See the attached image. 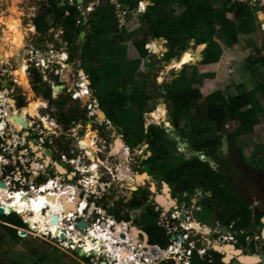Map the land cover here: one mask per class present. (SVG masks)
<instances>
[{
    "label": "rangeland",
    "instance_id": "rangeland-1",
    "mask_svg": "<svg viewBox=\"0 0 264 264\" xmlns=\"http://www.w3.org/2000/svg\"><path fill=\"white\" fill-rule=\"evenodd\" d=\"M57 2H54L56 10H58L60 7V3ZM75 2L76 4H78L77 1ZM137 5L138 3L135 4V6ZM149 5L151 4L149 3ZM48 7H51V4L47 0H0V37L8 36L10 38L11 49L18 46L16 48L17 50L15 51V54L19 52L18 48L24 45L20 50V54L22 57V59H20L21 61L17 58H12L10 62L2 64L0 63V74L6 77V82H9L8 80L12 79L11 84H13V86H11L12 88L10 89L9 96L8 94L6 98H2L0 96V108L3 109V112H6L9 107H7V105H4L5 99H12L13 96H21L23 110L20 109L18 111H12L13 117V114H15L16 112L18 116L24 114L25 109H27L29 105L32 106V104L35 102V99L40 100L38 101V104H41L40 102L43 101V106L41 105V108L36 111V113H38L37 115L31 109L27 117H16V120H19V122L24 121L26 127L28 126L27 128H24L23 131H17L12 126V124L9 123L8 119L5 120L7 126L4 127H8L6 131H3L1 128L3 127L1 125L3 121L0 124V150L3 149V154L12 156L7 157L5 160H3V162L7 163L3 166L4 173L1 174L0 180L5 181L6 183L12 182V189L17 188V190H22L20 188L25 186H34L37 190H41L38 188H40L44 184H48L49 186L53 183V181H57V177H54L58 176L59 173L56 172V168L54 165L50 164V166H45L42 161L43 159L39 158L36 154L37 152L34 151L33 147L30 146H32V144H35L36 146L41 147L40 152L53 150L59 155L62 160H64L68 164V167L71 171L73 170L78 172V174L75 175L73 183L69 181L70 179H66L67 176L64 175V172H61L60 169L61 175L59 176L62 178V188L66 189L68 184H73V186L78 187L82 191V198L85 201L87 199L92 205V209H94L93 211H90V209L87 208L84 211L83 215L81 213H78L76 214V216L74 215V218L72 216V221L71 219L67 220L66 227H73L74 224L75 226H77L81 221H88L93 228L99 229L102 228L101 226H103V222H105L106 220H109V224L116 221V224L120 225L121 223L118 222L121 221L118 219L119 216L117 215L118 213L115 210L117 207H115L113 199L116 195H118V192L120 193L121 191L118 190L120 189L122 182L119 177L120 173L122 172L121 170H123L124 167H127V169L131 173H135L139 176H144L146 174V170L144 167L142 168L139 166L141 164H145V162L147 161V157H149L152 152L149 149L148 142H144L135 148L131 147V156L135 158L138 163H134L133 160H130L126 165H124L125 161L120 165V163H118V156L116 155V153L119 152L118 150H116V144L117 142H120L121 144L126 145L125 148L128 147L129 149V146H127L128 143L125 137V131L115 128L113 126V123L107 125V123L102 119L98 121V126H96V124L94 125V127L92 126V124L85 125L86 129H84V127L80 125H75L74 123H72L73 117L70 116V111H72V109L77 105V102L80 101V99H75V97L80 96L81 92H85L83 91L82 87H80V81L81 79H84V77H86V79H89V66H86L88 72L82 71L85 70V62L82 58V53L84 50L82 51L81 39L77 41V44L80 45V48L79 52H77L76 54V57H70L71 46L65 38V28L61 24H59L57 28L50 29L47 35H42L36 31L34 26V18L42 14V12H44V10H46ZM258 7V11L256 12L258 23L255 22L254 29L257 31H261V34H263V36L260 35V33L257 34V31L251 32V35H242L239 47L235 46L236 49H234L235 47L233 49L225 48V52L222 56L221 61L216 63L217 65L209 64L212 66L206 65V67L201 64L204 58V55L201 56V54H203V51L195 56V58H198L200 56L199 60L195 63H191L193 57L191 58V56H189L188 54L194 56V52H197V48L199 47L196 46L194 42L192 43L191 48L188 50L194 51L193 53H186L185 55H183L184 58H180V56H178V58H175L165 66V64H163V61H165L164 56L167 51L170 50L169 41L165 38L160 39V41L156 40L163 47L162 52L158 53L152 47L149 49V57L143 59L140 55L139 49L136 46V42L144 37V34L146 35L145 29H139L140 25L138 26L137 24H140V20L137 21V18L132 16L131 20L129 21L130 23L127 31L131 33L137 32L139 29V32L131 39L130 42L126 43L128 47L127 61L141 59L142 65L140 67V70L136 71L137 82L135 81L130 83L129 87H131V89L133 90L135 89V87L141 85L138 82L146 80V88L152 90L153 87H150L152 84L158 89V93H164L165 91L163 90V87L166 85V83L172 82L173 79L179 75L184 66L188 63H191L189 65L197 66L200 73L205 76L204 84L202 86H197L200 87L202 93L205 96H209L220 90H222L226 95L236 94L239 91H252L253 88L251 86L257 85L258 83L264 84V64L263 69L261 68V63H258L256 67L254 66L253 68H251L250 62H252V60L249 61V58H253V60H255L260 57H264V32L262 33V30H264V25H262V23H264V11L262 10L261 12V7L259 5ZM177 9L178 13L184 11V8ZM13 10H16L18 15L14 14ZM230 15L235 17L234 14ZM40 22L46 21L45 19L41 18ZM47 22L49 25L54 24L51 18H47ZM259 22H261V24ZM53 26H55V24ZM15 28L23 29L24 32L26 31V37L24 41H21L17 38V34L14 31ZM31 28H34V31H31ZM122 33L123 31L120 32V34ZM147 37L149 39V42H152L153 36L148 35ZM165 40L167 42H165ZM204 46L205 50L207 45ZM146 47H148V45ZM121 52L122 48L117 47L113 54L119 55ZM105 54L106 50H102L99 55ZM113 54L108 53L106 55L105 64L114 63L113 61L115 57ZM56 58H60L61 61H57ZM174 62H176V64L172 65ZM134 65L135 64L132 63L127 64L129 68L133 67ZM25 67L27 71H24ZM21 71L24 73H22ZM105 72L106 70H104V73ZM105 74L108 81L106 80L105 82H103V84H101L106 86H102L104 92L103 95H106V93L110 92V90H112L113 88L119 87V75H116V77L114 78L113 76H111L109 71ZM2 75H0L1 79H3ZM37 77H40L42 81H37ZM3 82L4 81L2 80L0 81V89L3 85ZM17 82L19 84H17ZM53 82L64 87L58 94L55 92L53 86L51 88V83ZM26 84H31V87H26ZM87 86H89V84H87ZM36 87H38L39 89H34ZM50 88L53 92V95L51 97H47L44 93ZM87 92H89V96H92L93 92L89 88H87ZM84 95L82 94V96ZM95 95H97L96 91H94V96ZM163 99H165L164 104L162 101ZM89 100L90 98H87L86 100L83 99L84 103H87ZM262 103L264 105V97H262ZM152 105L155 106V111H158L159 108L163 106V110L165 108L167 111V118L169 123L174 125L173 122H170V117H172L170 103L166 98L156 96V98H154L152 101ZM94 109L95 108L92 107L91 112L93 111V114L95 111ZM99 110L100 109H96L95 113L97 114ZM61 112L62 115H65L64 117L61 115ZM161 112L162 110H160L159 112L160 115H162ZM93 114L92 116H95ZM151 115L152 113H147L146 126L150 125V123H152V125H161V123L157 122L153 117H151ZM260 118L261 124L255 127V132L253 134H248L240 137L236 142L237 146H239L243 150L244 160H246L247 162H254L253 164L256 168H262V166H264V114L261 115ZM123 120L124 121L122 124L125 130H127L128 118L124 117ZM28 122H30L31 124H28ZM47 126H49V128ZM236 127L237 124L228 125V128H230L231 130H236ZM26 131L29 132V134ZM97 131H101L103 133L97 137L98 134H95ZM122 135H124V137ZM96 138L98 143V150H102L104 152L103 156L102 154H100L99 158L105 165L100 164V161L91 162L90 157L86 158V154L83 155V153H85L83 147H85L86 143L89 142L96 145ZM80 140H82L83 142H79ZM92 148L89 147L88 151L92 150ZM180 151H182V154H180L181 156H185L187 154V150L182 149ZM75 156H78V160L71 161V158ZM185 159L192 160V158L188 155L185 156ZM144 160L145 162L143 163ZM35 165H37L38 167L40 165L41 168L37 169L36 167H33ZM96 165L97 174H89V171ZM107 168L110 170L108 171ZM148 168L150 169V167ZM25 171L28 173L24 174ZM43 171L48 172V174L51 175V178H49L48 181H41V179H39L40 173ZM20 172H23V175ZM97 176L101 177V179L100 181L97 180L98 183L96 182L93 188L85 187V182H93L95 181V179L93 178ZM106 181L110 182L107 185L108 188H106ZM146 183L149 184L148 182ZM52 185L53 188L58 187L57 183H54ZM152 188L154 189L155 187ZM159 189L162 188L160 187ZM229 190L232 197L235 198V204H237L238 201L239 203H243V201L240 199L241 197L238 196L233 189L230 188ZM36 192L37 191H33L32 193H34L35 195ZM184 198L185 197L183 195L180 196V199L182 201L184 200ZM137 208L138 206L134 205V211L131 216L132 221L136 218L138 211H140L136 210ZM23 215L20 216L24 219ZM27 215L32 216L33 214H29L28 212ZM214 215L215 214L211 215L209 211L206 210L203 212H199L197 218L202 221H208L209 224L212 225ZM147 216L149 215H146V217ZM4 221H10V218L0 214V225H4ZM12 222L16 223L17 221L13 219ZM148 222L151 223V219H149ZM127 224H129L128 228L131 231V228L129 226H134L133 222L126 224L124 223L123 226ZM214 225L215 224L213 222L212 226ZM125 228H127V226ZM134 228L136 227L134 226L133 229ZM22 230H26L23 232H27L28 234L26 236H23L25 238V242L20 243L19 245L13 244L10 239L5 240L4 243L0 240V261L8 262L11 260H18L22 264H101L103 261H108L109 259V254H105L103 252L100 255L81 257L78 256L79 254L77 255L76 251L68 246V243L61 242L59 239H55V236H53L52 234L44 235L34 231H28V228H23ZM81 230L82 232H85L82 233L83 235L87 234V230L82 228H77L76 232H70V234L71 236L74 235L75 237H77L78 235V239L80 240L81 236L79 235V233H81ZM115 230L116 229L113 228L114 232H116ZM0 233L8 234L7 230L3 227H0ZM119 237L120 235H118V238ZM124 238H126L125 234ZM127 238L124 239L125 241H120V246L134 249L130 245L131 239L129 238L128 240ZM73 240L76 241L75 239ZM78 243L80 242L77 241V244ZM140 243L138 242V250L136 251L138 259H141L142 255L150 256L148 254L150 250L148 248L146 249L145 246L143 244L141 245ZM118 244L119 243H117V246ZM84 245L90 247V244L87 242V240L80 246ZM104 247L105 245L103 246V248ZM55 248L59 249L60 252L64 253L65 255L59 260H54L55 258H52V261H47L45 263L40 259L38 254L34 252V250L37 249L41 253H52L55 251ZM74 248L77 247L74 245ZM179 249H181V247H179ZM60 252L55 254V256L59 257L61 254ZM163 257V254H161V258L158 259V261ZM152 258L155 257L152 256ZM110 263L114 264V260ZM145 263L148 264L146 261H143L142 264Z\"/></svg>",
    "mask_w": 264,
    "mask_h": 264
},
{
    "label": "trees",
    "instance_id": "trees-1",
    "mask_svg": "<svg viewBox=\"0 0 264 264\" xmlns=\"http://www.w3.org/2000/svg\"><path fill=\"white\" fill-rule=\"evenodd\" d=\"M47 1L51 7H48L35 19L37 32L47 35L50 29L57 28L61 24L65 28V38L71 46V58H75L79 52L80 45L77 44V41L80 40L81 32L84 30L89 32L82 58L85 62V71H87L86 66H89H87L89 70L87 72L92 81V88L107 102L108 111L119 126H123L124 117L128 118L125 137L132 148L148 142L150 151L153 152V156L146 161L150 170H154L156 167L162 176L175 175L180 178L175 179L176 183L178 185L183 183L185 190L203 187L205 191L212 192V200L206 201V209L211 215L216 214L217 207L225 208L226 214L233 215L232 211H234L237 216L238 213H241L242 208H245L244 202L239 203L238 201L235 204V198L230 194V187H227L226 175L222 173L224 168L216 171L211 164L202 161L200 157H191L192 160H186L185 156L178 154L180 149L178 143L169 139L168 132L163 126L151 125L148 129L146 128V116L147 113L155 111L156 108L152 105V101L156 96L166 98L170 103L174 125L183 141H188L195 151L204 152L207 156H214V159L219 163L229 162L231 159L218 156V146L223 144L226 133H229L230 148L244 156L242 148L237 146L236 142L244 135L253 134L255 127L261 123L260 116L264 114V105L261 101L264 97V84L258 83L252 91H239L236 94L226 95L220 90L205 96L200 87H197L204 84L205 76L200 73L197 66L188 63L172 82L166 83L164 93H158V89L152 84L150 86L153 87L152 90L146 88V80L138 82L141 85L132 90L129 84L137 82L136 71L140 70L142 60L127 61L128 47L126 43L131 41L139 29L144 28L146 35L144 34V37L136 42L143 59L149 57L146 46L149 44L147 36L151 35L154 39L165 38L169 41L170 50L165 55V61L168 63L178 56L181 58L185 52L193 53L194 51L188 50L195 42L196 46H202L197 52H194L191 63L199 60L200 56L198 58L195 56L201 53L205 47L204 44H207L201 64H216L221 61L225 48L233 49L240 44V32L249 35L255 31L258 7L253 9L248 4H237L233 0H152L154 4L148 7L143 20L148 21L149 28L147 29L143 25L137 32L130 33L126 29L120 34L115 7L109 0H101L96 11L90 16L88 25L78 24V20L82 18V12L79 11L76 2L71 5L69 0H65L64 4L58 6L59 9L56 10L54 2L60 3V0ZM140 1L122 0L132 10L137 8ZM136 3H138L137 6H135ZM177 8H184V11L178 13ZM230 14H234L235 17ZM41 18L46 22H40ZM47 18H51L55 26H53L54 24L49 25ZM158 44L160 43L157 42L154 45L156 51ZM117 47L122 48L119 55L113 54ZM102 50H106L105 55H99ZM162 51L163 47L161 46L160 52ZM108 53L114 55V63L105 64ZM251 60V68L261 63L263 69L264 57L255 60L249 58V61ZM128 63L135 65L129 68ZM175 64L176 62L172 65ZM104 70H106L105 73L109 71L114 78L119 75V87L113 88L106 95H103L102 88V86H106L101 85L106 80L108 81ZM36 80L42 81L40 77H37ZM34 89L38 90L39 88ZM44 94L51 97V88ZM229 122L237 124L236 130L228 128V125H231ZM223 167H225L224 164ZM146 169L149 170L148 166ZM225 169L229 170L228 167ZM8 213L10 212L8 211ZM117 213L119 219L125 220L126 217H123L120 211ZM6 217L10 218V221L4 222L10 225L4 224L0 227L5 228L8 234L0 233V240L4 243L5 240L10 239L15 245L25 242V238L19 234L18 229L28 228L22 217L16 213ZM230 218H234V216ZM13 219L17 222H12ZM34 252L44 263L52 261V258L59 260L65 255L57 248L52 253H41L37 249ZM59 252L60 256H55ZM215 263H210L207 260L199 261L196 258L193 264ZM0 264L22 263L18 260H11L0 261Z\"/></svg>",
    "mask_w": 264,
    "mask_h": 264
},
{
    "label": "flooded vegetation",
    "instance_id": "flooded-vegetation-1",
    "mask_svg": "<svg viewBox=\"0 0 264 264\" xmlns=\"http://www.w3.org/2000/svg\"><path fill=\"white\" fill-rule=\"evenodd\" d=\"M57 61H61L60 58H56ZM21 70V69H20ZM27 71V69H26ZM22 72V71H21ZM24 73V72H22ZM26 74V73H25ZM2 75V74H0ZM3 79L0 78V81H4L3 85L0 89V96L2 98H6L7 94L9 96L10 89L12 88L13 84H11L12 79H7L9 82L7 87H4L5 79L6 77L4 75ZM86 77L80 81V87L83 88V91L81 92L80 96H76L75 99H80V101L77 102V105L70 111V116L73 117L72 123L75 125H80L85 128V125H90L94 127L99 125L100 119H102L104 122L109 125L110 123H113V126L115 128H118L122 131H125V128L122 126H119L114 120L112 115H110V112L108 111V104L104 101L103 97L99 94L94 96V89L92 88V84L87 86L86 83ZM91 81V80H90ZM92 82V81H91ZM17 84H19L17 82ZM26 87L30 88V85H25ZM52 86L55 89V92L58 94L61 92V88H59V85L57 83L53 82L51 83ZM87 88H89L93 93L92 96H89V92H87ZM72 91V90H71ZM82 94H86L82 96ZM53 95V92H52ZM35 97V95H34ZM86 100L87 98H90V103H84L83 99ZM96 99V100H95ZM14 100V102L12 101ZM38 101L36 100L32 104V106L29 105L27 109H25V113L22 115L13 114L12 117V111H18L22 108V99L20 97L13 96L12 99L8 98L5 99L4 105H7L10 109L6 110V112H3V109L0 108L1 116L0 119H8L9 123L12 124V126L17 131H23L24 128H27L24 121L19 122V120H16L17 118L27 117L30 110L37 115L36 111V105L38 104ZM12 104L14 105L12 107ZM91 105V107H90ZM92 107H94L95 111L96 109H100L97 114L94 111L91 112ZM165 107V106H164ZM163 106L159 108L158 111L153 112L151 117H153L157 122L161 123L160 126H163L165 128V125H169V121L167 116L164 117L160 115V110H162ZM11 110V111H10ZM105 114V118L102 116ZM95 115V116H92ZM62 115V112H61ZM65 116L64 114L62 115ZM170 117V122L171 121ZM174 120V118H173ZM18 121V122H16ZM83 121V122H82ZM19 124V125H16ZM1 124V123H0ZM28 124H31L28 122ZM174 124V121H173ZM3 127L6 126V123L3 122L1 124ZM0 125V126H1ZM150 125L146 126L148 129ZM91 126V127H92ZM49 128V126H47ZM4 130V129H2ZM85 131V130H84ZM27 132V131H26ZM29 134V132H27ZM103 132L97 131L95 134H98L97 137L102 134ZM90 134V133H89ZM227 135V133H226ZM225 135V136H226ZM124 137V135H122ZM79 142H83L80 140ZM93 144V143H91ZM89 142L86 143L85 147H83L84 152L83 155L86 154V158L90 157V161H100V164L105 165L102 163L100 157V154H104L102 150H96L95 151V160L92 159L90 152L93 150H89V147L92 148ZM35 145V144H33ZM95 145V144H94ZM97 138H96V147ZM126 145L121 144L120 142H117L116 144V150L119 152L116 153L118 156V163L123 164L125 161L126 165L130 160H133L134 163L137 162L135 158L131 156L132 150L131 146L128 144ZM191 146V145H190ZM32 147V146H30ZM35 147H38L35 145ZM33 147L34 151L35 148ZM124 148V149H123ZM192 148V146H191ZM41 147H38V151H36L39 158L43 159V164L45 166H50V164L54 165L56 168V172L60 173L64 172V175L67 176L66 179H70V182H73L75 179V175L78 174L77 171H71L68 167V164L62 160L59 155L54 152L53 150H47L40 152ZM150 149V148H149ZM193 149V148H192ZM182 150V149H180ZM179 150V155L182 154ZM194 150V149H193ZM50 152V154L48 153ZM152 152V151H151ZM188 156V150L186 151ZM4 150H0V177L3 172V166L7 162H3L7 157H12L7 154H3ZM185 155V156H186ZM153 156V152L150 154L149 157H147V161ZM218 156L219 157H226L231 159L229 162H221L219 163L217 160H215L218 163V167L212 166L216 171L219 169L222 170V173H225L226 180L228 181L227 187H230L235 191V193L240 196L241 200L244 202L245 208H242L241 213H238L236 216L234 211H232L233 215L226 214L225 208H216V214L213 216L212 225L214 222V226L209 224L208 221H202L199 218H197V215L199 212L206 211L207 207V200H212L213 193L210 191H205L203 187L200 188H194L190 190H185L183 187L184 184L181 183V185H178L175 181V179H180L178 177H175V175H168V176H162L160 175V171L155 167L153 169H146L147 166L149 167V164L145 162V164H141L139 167H144L146 170V174L144 176H139L135 173H131L127 167H124L123 170L120 173L119 177L121 182L120 193L118 192V195H116L113 199V202L115 204V207H117L115 210L122 213L125 220L119 219L121 224H126L133 222V225L138 229L139 234L134 231V226H129L131 228V232L135 233L136 239L138 242L145 246V248H148L149 246H159L163 249H166L167 251H173L170 254H176L175 256H170L169 259L163 261L160 264H176L177 259L174 257H178L181 253L183 264H193L195 259L197 260H207L210 263L215 264H246L241 260V256L234 257L230 263L225 262V258L228 257L229 254L220 251L219 248L231 246L235 247V252H241L242 256L244 257H253V256H259V261L254 264H264L263 256H264V166L261 167H254V162H247L244 160V156H242L240 153H238L233 148H230L227 153L223 151V144L218 146ZM192 157V156H190ZM212 157V156H209ZM47 158H50L47 160ZM78 156L72 157L71 161L75 160L77 161ZM214 158V156L212 157ZM59 159V160H58ZM11 160V159H10ZM65 162L64 164H62ZM138 163V162H137ZM210 164V163H209ZM223 164L225 167H228L229 170H226L225 167H223ZM37 169H40L37 165L33 166ZM97 165L94 166L90 171L89 174H97ZM63 168L66 169V171L63 170ZM108 169V168H107ZM156 169V170H155ZM110 169H108L109 171ZM47 171V170H46ZM28 172H24V174H27ZM145 173V172H141ZM23 175V172H21ZM57 177V181H53L52 184L57 183L58 187L55 189L53 188V185L50 184H44L43 186L47 185V189L49 187V196L54 197V203L53 210L48 211L49 218L46 221L42 220V217L40 218L41 222H46L47 229L46 234H49L52 232L53 235L56 237L62 236L64 234V229L69 231V235L71 236V233H74L77 231V226L75 224L73 227H66L67 220H70L72 216L78 213H83L86 210L87 201L81 198L82 191L77 190L76 186H73V184H68L67 188L65 190L62 189V180L59 179L60 176ZM72 176V178H71ZM29 177V176H28ZM51 178V175L48 174V172H41L39 179L48 181V179ZM1 179V178H0ZM95 181L93 182H85V187L87 188H93L97 182V180L100 181L101 177L97 176L95 178ZM54 180V179H53ZM60 180V181H59ZM78 181V180H77ZM60 182V183H59ZM148 182L149 184H147ZM74 183V182H73ZM98 183V182H97ZM110 182L106 181V186ZM41 186V187H43ZM152 187H155L154 189ZM162 189H159V188ZM108 188V186L106 187ZM148 188V189H147ZM30 191L25 192L29 193L28 197L33 198L36 196L34 193H32V187L29 188ZM36 189V188H35ZM70 189V190H69ZM158 189V190H157ZM165 189V190H164ZM26 190V189H25ZM23 190V191H25ZM156 190V191H155ZM36 191H38L36 189ZM66 193V194H65ZM168 195L170 196V204L168 208H166L164 205L161 204L159 198L162 197V195ZM183 195L185 198L182 201L180 199V196ZM163 196V197H164ZM77 200V201H75ZM80 202L78 203V201ZM59 202V203H58ZM111 202V200H110ZM83 203V205H78ZM89 203V208L92 206ZM192 203V204H191ZM134 205H137L138 208L136 210H140L137 213L136 218L132 221V213ZM150 205V206H149ZM67 206V208H65ZM133 207V208H132ZM146 215H149L146 217ZM35 216V215H33ZM234 218H230L233 217ZM24 217L28 221L31 216H26L24 214ZM149 217V218H148ZM184 217V218H183ZM151 219V223L148 222V220ZM230 220V221H229ZM72 221V219H71ZM60 223V224H59ZM45 224V225H46ZM129 224L126 226L128 227ZM89 227H91V224L87 228H82L87 230ZM124 229H126L124 226H122ZM151 227V230H149ZM226 229L224 231L223 229ZM102 234H96L98 230H93V232L88 233L86 235H83L81 230V239H86L87 242L91 245V248L96 247H102L105 245V248L103 249V253L109 254L110 262L114 260L116 264H126V263H132V258L126 257V254L123 253H116V251L119 250V248L115 247V250H111L107 245H111L114 243V241H110L108 238L111 237L110 229L108 228V225L104 228H101ZM56 231V232H53ZM60 232V234H58ZM57 233V234H56ZM177 236V238H175ZM83 237V238H82ZM108 237V238H107ZM97 238V243L93 244V239ZM72 241L73 239H76L74 235L71 236ZM80 239V241H81ZM83 239V240H84ZM107 239V240H106ZM134 239V238H133ZM78 240V239H77ZM101 240L103 242H101ZM79 241V242H80ZM84 241H81V243ZM192 244H194V247H192ZM87 248V246H84ZM166 247V248H165ZM181 247V249H179ZM80 248V247H79ZM82 248V247H81ZM89 249V248H88ZM107 249V250H106ZM108 251V252H107ZM178 251V252H177ZM189 251H192V254H188ZM96 252V251H95ZM177 252V253H176ZM215 252V253H213ZM168 258V257H167ZM126 261H125V260ZM128 261V262H127Z\"/></svg>",
    "mask_w": 264,
    "mask_h": 264
},
{
    "label": "bare ground",
    "instance_id": "bare-ground-1",
    "mask_svg": "<svg viewBox=\"0 0 264 264\" xmlns=\"http://www.w3.org/2000/svg\"><path fill=\"white\" fill-rule=\"evenodd\" d=\"M17 8V7H16ZM13 13L14 14H17V11L16 10H13ZM18 15V14H17ZM19 27V26H18ZM23 27V26H22ZM15 32H16V34H17V38L18 39H20L21 41H24V39H25V37H26V31L24 32V30L23 29H20V28H15V30H14ZM31 31H34V28H31ZM30 31V32H31ZM10 44H11V40H10V38L8 37V36H4V37H0V63L2 64V63H6V62H10V60L12 59V58H17L18 60H20V59H22V57H21V54H20V50L23 48V46L24 45H22L20 48H18V50H19V54L17 53V54H15V51L17 50L16 48L18 47V46H16L15 48H10ZM159 52H160V50H159ZM186 54V53H185ZM51 56V55H50ZM21 61V60H20ZM193 62H194V60H193ZM63 65V64H62ZM64 66V65H63ZM24 71H26V67L24 68ZM8 86V83L7 82H5V84H4V87H7ZM83 89V88H82ZM41 104H37L36 105V109H40L41 108V105L43 106V101H41L40 102ZM14 105L12 104V107H13ZM161 114L164 116V117H166L167 116V111H166V109L164 108V110H163V108H162V112H161ZM0 116H1V112H0ZM103 116V115H102ZM16 125H19V124H17L16 123ZM169 126H173L171 123H169ZM2 129L4 128V127H1ZM91 144V143H90ZM92 146H93V150L90 152V154H91V157H92V159L93 160H95V156H94V154H95V151L96 150H98V147H96L94 144H91ZM32 147H35V145H33L32 144ZM35 148H37V149H35V151H38V147H35ZM48 159H50V158H47V160ZM65 163V162H64ZM97 168V167H96ZM63 170L64 171H66V169L65 168H63ZM71 178H72V176H71ZM59 179L60 180H62V178L61 177H59ZM59 180V181H60ZM3 181V180H2ZM5 182V181H4ZM6 183V182H5ZM60 183V182H59ZM8 184V183H7ZM8 186H9V184H8ZM47 187V185H45V186H43L42 187V190H38L37 192H36V196L35 197H33V198H29L28 197V194L29 193H25V192H28V191H30V187H24L23 189H22V192H20L19 193V191L17 190V192L16 191H11L10 190V187L8 188V189H1L0 188V205H3L4 207H6L7 208V210L9 211V207H12L13 209H16L19 213H22V214H25L26 216H30V215H27L28 214V212H29V214L30 213H32L33 215H35V216H31L30 218H29V224H30V226H31V228L32 229H35V230H37L36 232L37 233H45L46 234V229H47V225L48 224H46V222H47V219L49 218V215H48V211H50V210H53L54 211V209H53V206L55 205V203H54V197H52V196H49V187H48V189L46 188ZM56 187H54V189H55ZM26 189V190H25ZM33 189V188H32ZM63 189V188H62ZM23 190H25V191H23ZM63 190H65V189H63ZM70 190V189H69ZM77 190H80L78 187H77ZM33 191H36V189L34 188V190H32V192ZM66 194V193H65ZM81 198H82V196H81ZM171 197L170 196H168L167 194L163 197H160L159 198V200H160V202H161V204L162 205H164L166 208H168L169 206H171V204H170V199ZM83 199V198H82ZM75 201H77V200H75ZM86 201H88L87 199H86ZM80 202V200L78 201V203ZM89 202V201H88ZM88 202H87V205H88ZM59 203V202H58ZM78 205H83V203H81V204H78ZM87 207V206H86ZM65 208H67V206H65ZM170 208V207H169ZM7 211V212H8ZM10 212V211H9ZM55 212V211H54ZM84 213V212H83ZM42 217V220L43 221H46V222H41V220H40V218ZM46 224V225H45ZM108 225V224H107ZM113 225H115V223L113 224ZM105 226L106 225H103L102 226V228H104L105 229ZM125 227H126V225H124ZM71 228V227H70ZM109 229H110V232H111V237L112 238H108L110 241H114V243H112L111 245H107L111 250L113 249V251L115 250V247L116 248H119V250L118 251H116V253H119V251H120V253H123V254H125V253H127L126 254V257H129V258H132V260H131V262L132 263H126V264H136V262H138V263H140V260L139 259H137L136 258V255H135V252L133 251V250H128L126 247H123V246H120V241H125L123 238L124 237H119L118 238V235L113 231V229H112V226H110V227H108ZM100 229V231H97L96 232V234H99V235H101L102 234V230H101V228H99ZM96 230V229H95ZM120 230V229H119ZM134 231H136V229L134 230ZM53 232H56V231H53ZM92 232V231H91ZM83 233H85V232H83ZM136 233H138L137 231H136ZM57 234V233H56ZM139 234V233H138ZM79 235L81 236V234L79 233ZM121 235V234H120ZM140 235V234H139ZM134 238V244H135V246H137L138 245V240L136 239V236H135V233L134 232H131V234H130V236H128V240H129V238ZM118 238V239H117ZM78 239V235H77V237H76V243H75V245H76V247L78 248V249H80L81 251H82V253H83V255H89V254H91V252L93 251V248H91V245H90V247L88 246L87 248H79V247H81V246H79V243L77 244V241H80L79 239ZM82 240V239H81ZM95 240H97V238H94L93 239V241H95ZM107 240V239H106ZM101 242H103L102 240H101ZM117 243H119L118 244V246H117ZM93 244H96V243H94L93 242ZM145 246H147V244H145ZM89 248V249H88ZM136 248H138V247H135V249ZM218 249L220 250V251H223V252H225V253H227V254H229L228 255V261L229 262H231V260L234 258V257H236V256H241V260L244 262V263H246V264H254V263H252V259L253 258H250V257H244V256H242V253L241 252H235L236 251V249H235V247H231V246H227V247H223V248H219L218 247ZM94 250H96V252H95V255H100L101 253H102V251H103V249H102V247H96V248H94ZM107 250V249H106ZM108 252V251H107ZM150 255V254H149ZM90 256V255H89ZM155 257V256H154ZM156 258V257H155ZM157 260H158V258H156ZM250 259V260H249ZM111 260V259H110ZM125 260V259H124ZM254 260V259H253ZM126 261V260H125ZM249 261V262H248ZM109 263H110V261H108ZM128 262V261H127ZM251 262V263H250ZM114 264H115V262H114Z\"/></svg>",
    "mask_w": 264,
    "mask_h": 264
},
{
    "label": "built area",
    "instance_id": "built-area-1",
    "mask_svg": "<svg viewBox=\"0 0 264 264\" xmlns=\"http://www.w3.org/2000/svg\"><path fill=\"white\" fill-rule=\"evenodd\" d=\"M110 2H111V4L115 7V16H116V19H117V21H118V27H119V29H121V30H124L127 26H128V23H129V17H130V15H131V13L133 12L129 7H127L123 2H122V0H109ZM233 2L234 3H237V4H240V3H245V4H248L251 8H255V7H258V5L261 7L260 9V11L262 12V8H263V6H264V0H233ZM94 3H92V5L88 8V10L89 11H92L93 9H94ZM259 8V7H258ZM264 11V10H263ZM82 23V21L80 20L79 21V24H81ZM262 25H263V23H262ZM4 131V130H3ZM21 173V172H20ZM27 178V177H26ZM28 179V178H27ZM8 184H9V187H10V190L11 191H17V188L16 189H12V187H13V184H12V182H7ZM29 187H32L33 189L35 188L34 186H29ZM24 187H22V188H20V189H23ZM38 189H41L42 190V187H40V188H38ZM19 191V193L20 192H22V190H18ZM89 203H88V205H87V207H86V209L87 208H89ZM93 207L91 206L89 209H90V211H93L94 209H92ZM14 213H16V214H18V215H23L22 213H19L16 209H15V211L14 212H10V213H6V215L7 216H11L12 214H14ZM81 213V212H80ZM82 215H83V213H81ZM24 216V215H23ZM75 216H76V214H75ZM75 216H73V218L75 217ZM24 219L26 220V218L24 217ZM24 220V221H25ZM110 221H112V220H110ZM26 222H28V223H26ZM26 222H25V224H27L28 225V231H34V232H36V230L35 229H32L31 228V226H30V224H29V221H27L26 220ZM88 222V221H87ZM115 223V225H113ZM119 223V222H118ZM108 224V227H110V226H112V229L114 228V229H116L115 231V233L117 234V235H120V237L122 236V237H124V234L126 235V237H128V236H130V234H131V231H130V229L127 227L126 229H124L122 226H123V224H120V225H117L116 224V221L115 222H112L111 224H109V220H106L105 222H103V225H107ZM102 227V226H101ZM23 228H20L19 229V234L20 235H22V237L23 236H26L28 233L27 232H23V231H26V230H22ZM92 229L93 230H95V228H93L92 227V225H91V227H89L88 229H87V232L88 233H91V231H92ZM120 229V230H119ZM65 230V229H64ZM96 230H98V229H96ZM66 231H67V239L66 240H63L62 239V236L60 235V237H56L55 235H53L52 234V232L51 233H49L50 235L52 234L53 236H55L54 238L55 239H59L61 242H65V243H68V246H70V248L71 249H73L74 251H77L78 250V248H74V245H75V243H76V241H72V239H70L71 238V236L69 235V231L66 229ZM64 232V231H63ZM23 233H25V235L23 234ZM42 234H44V235H47V234H45V233H42ZM123 239H126V238H123ZM131 239V241H130V245H131V247H133L134 249H129V248H127V249H129V250H133L134 252H135V255H136V251L138 250V248H136L135 249V247H137V246H135L134 245V242L132 243V240L134 241V239H133V237L132 238H130ZM81 241H84V242H82L81 243ZM80 241V243H79V246L80 245H82V244H84L85 243V241L86 240H81ZM94 243H97V240H95V241H93ZM87 244V243H86ZM132 244H133V246H132ZM76 246V245H75ZM85 246V245H84ZM84 246H81L83 249L85 248ZM192 247H194V244H192ZM105 248V247H104ZM103 248V249H104ZM153 248H155V249H158L159 251H160V253H162L163 254V258L161 259V260H157L156 258H152V256H153V254H152V256H151V250L153 249ZM147 249V248H146ZM148 249L150 250L149 252H148V254H150V256H148V255H142V258H143V260H145L148 264H160V262L162 263L163 261H165V260H167V259H169V257L170 256H175L176 254H170L171 252H173V251H166V253L168 254H170V256H165V254L163 253V249L161 248V247H159V246H149L148 247ZM95 251L96 250H93L92 252H91V254H89L90 256H92V255H94L95 256ZM165 251V250H164ZM178 252V251H177ZM176 252V253H177ZM174 253V252H173ZM105 254H107V253H105ZM188 254H192V251H189L188 252ZM89 255H87L86 257H88ZM154 257V256H153ZM168 257V258H167ZM136 258L138 259V256L136 255ZM174 258H176L177 259V262H176V264H183V261H182V257H181V253H180V255L178 256V257H174ZM139 260H141V259H139ZM108 261H110V257H109V259H108ZM107 261V262H108ZM143 262H140V263H138V262H136V264H142ZM108 264H112V263H109L108 262ZM188 264V263H187Z\"/></svg>",
    "mask_w": 264,
    "mask_h": 264
},
{
    "label": "water",
    "instance_id": "water-1",
    "mask_svg": "<svg viewBox=\"0 0 264 264\" xmlns=\"http://www.w3.org/2000/svg\"><path fill=\"white\" fill-rule=\"evenodd\" d=\"M76 1H77V3L80 5V4L83 3L84 0H76ZM147 26H148V24H147ZM80 39H81V42H82L81 45H82V51H83V49H84V45H85V44L87 43V41H88V32H87V31H83V32H81V34H80ZM200 47H201V46H199L197 50H199ZM197 50H196V51H197ZM202 51H204V49H203ZM165 66H166V65H165ZM82 71H84V70H82ZM84 72H85V71H84ZM81 80H82V79H81ZM86 82H88L89 85L92 84V82H91L90 80H86ZM59 88H61V90H62L64 87L60 85ZM165 88H166V87L164 86V87H163V90H165ZM162 101H163V104H164L165 99H163ZM13 102H14V101H13ZM102 114H103V113H102ZM103 117L105 118V114H103ZM171 121H172V122L174 121L173 118H171ZM165 129H166V131L168 132L169 139H170L171 141H176V142L178 143L180 149L188 150V154H189L190 156L195 157V158L200 157V159H201L202 161L207 162V163H210V164H211L212 166H214V167H218V163L214 160V158L207 156L204 152H198V151L193 150V149L191 148V146H190V143H189L188 141H183L182 137H181L180 135H178V133H177V127H175L174 125H173V126H169V125L166 124V125H165ZM229 135H230V134L227 133V135H226V136L224 137V139H223V151H224L225 153H227L228 150H229V142H228V137H229ZM48 153L50 154L49 151H48ZM62 164H64V162H63ZM145 175H146V174H145ZM0 188H1V189H8L9 186H8V184L5 183L4 181L0 180ZM8 209H9L10 212H14V211H15V209H13L12 207H9ZM7 211H8V210H7L6 207H4L3 205H0V214H1V215H5V214L7 213ZM183 218H184V217H183ZM89 225H90L89 222H87V221H81V222H79V224L77 225V227H78V228H87ZM134 229H136V231L139 233V231H138L137 228H134ZM223 230L226 231L225 228H224ZM23 234L25 235V233H23ZM58 234H60V232H59ZM263 236H264V233H263ZM175 238H177V236H176ZM62 239H63V240H66V239H67V231H66V230H64V234H62ZM151 251H152L153 256H155V257L158 258V259L161 258V254H162V253H160V251H159L158 249L153 248ZM76 252H77V253L79 254V256H81V257H85V256H87V255H83V253H82V251H81L80 249H78ZM237 252H238V251H237ZM163 253L165 254V256H169V255L166 253V251H164V250H163ZM251 258L254 259V260L252 259V263H257V262L259 261V256H257V255H256V256H253V257H251ZM249 260H250V259H249ZM263 261H264V256H263ZM225 262H226V263H230V262L228 261V257L225 258ZM248 262H249V261H248ZM250 263H251V262H250ZM101 264H108V262L105 261V262H103V263H101ZM236 264H238V263H236Z\"/></svg>",
    "mask_w": 264,
    "mask_h": 264
},
{
    "label": "clouds",
    "instance_id": "clouds-1",
    "mask_svg": "<svg viewBox=\"0 0 264 264\" xmlns=\"http://www.w3.org/2000/svg\"><path fill=\"white\" fill-rule=\"evenodd\" d=\"M72 3L74 2V0H70ZM76 1V0H75ZM83 3H84V1H83ZM83 3L82 4H77L78 5V8H79V10H81V8L83 7L82 5H83ZM92 3H94L95 5L96 4H98L96 7H95V5H94V9L92 10V11H89L88 10V8L92 5ZM92 3H89L88 4V6H85V7H83L84 9H83V11H84V17L82 18V19H79V21L81 20L82 21V23L81 24H84V25H88L89 23H90V21H89V18H90V16L96 11V9H97V7L100 5V3H96V2H92ZM146 3V2H145ZM142 4H144L143 2H140L139 3V5L137 6V8L136 9H134V10H132L130 7V9L133 11L132 13H131V15H130V17H129V21L131 20V17L132 16H134V17H136V18H138V14H139V12L141 11V6H142ZM151 4V3H150ZM149 5V4H148ZM128 7V6H127ZM148 7L149 6H146L145 7V11H144V15H146V12H147V9H148ZM79 21H78V24H79ZM118 22V21H117ZM130 23V22H129ZM129 23H128V26L124 29V30H121V29H119L120 31H125L126 29H128V27H129ZM80 25V24H79ZM119 26V25H118ZM84 31H87V30H84ZM88 32V31H87ZM88 38H89V32H88ZM162 39V38H161ZM160 41V39H152V42H149V44H147L148 45V47H146L147 48V50L149 51V49L150 48H154V45H155V42H157V41ZM204 45H207V44H204ZM85 46V45H84ZM199 46H202V45H199ZM207 48V47H206ZM198 49V48H197ZM84 50V49H83ZM167 52H169V50L167 51ZM204 52V51H203ZM186 53V52H185ZM184 53V54H185ZM167 54V53H166ZM165 54V55H166ZM183 54V55H184ZM165 57V56H164ZM183 57V56H182ZM181 57V58H182ZM178 58V57H177ZM181 60V59H180ZM164 63L163 64H165V65H167V63L168 62H166V61H163ZM189 64H191V63H189ZM186 65H188V64H186ZM85 71V70H84ZM87 80H90V76H89V79H87ZM60 86V85H59ZM10 109V108H9ZM153 112H155V111H153ZM153 112H150V113H152L153 114ZM5 120L6 119H0V123H2V121L3 122H5ZM7 126V125H6ZM175 126V125H174ZM176 127V126H175ZM7 128L8 127H4L3 129H4V131H6L7 130ZM177 133H178V131H177ZM179 135V134H178ZM15 214V213H14ZM4 216H7L6 214L4 215ZM23 219V218H22ZM24 220V219H23ZM25 222V221H24ZM5 224H7V223H5ZM8 225H10V224H8ZM13 227H15V226H13ZM162 248V247H161ZM163 249V248H162ZM163 250H165V251H167L166 249H163ZM141 262H143V261H145V260H143V258H141V260H140ZM103 262H105V261H103ZM102 262V263H103ZM146 264V263H145Z\"/></svg>",
    "mask_w": 264,
    "mask_h": 264
},
{
    "label": "crops",
    "instance_id": "crops-1",
    "mask_svg": "<svg viewBox=\"0 0 264 264\" xmlns=\"http://www.w3.org/2000/svg\"><path fill=\"white\" fill-rule=\"evenodd\" d=\"M64 2H65V0H60V5H62V4H64ZM69 2H70V4L71 5H74L75 4V0H74V2L72 3L70 0H69ZM92 2H96V3H101V0H84V3H83V7H85V6H88V4L89 3H92ZM140 2H143L144 4H142V6H141V11L139 12V14H138V18H137V21L138 20H140V24H137L138 26L140 25V27H142L143 25H145V28H149V24H148V21H143L144 20V11H145V7L146 6H152L154 3L152 2V0H148V1H146V0H141ZM139 2V3H140ZM146 2V3H145ZM149 3H151V5H148ZM147 4V5H146ZM98 4H96L95 5V7L97 6ZM81 8V10H79L80 12H82V18L84 17V11H83V9L84 8ZM262 10H264V6H263V8H262ZM38 17V16H37ZM37 17H35L34 19H36ZM82 18H80V19H82ZM79 21V20H78ZM258 23V22H257ZM260 24H261V22H259ZM147 24H148V26H147ZM142 25V26H141ZM263 25H264V23H263ZM34 26H35V24H34ZM263 28H264V26H263ZM35 29H36V26H35ZM36 31H37V29H36ZM255 31H257V30H255ZM264 32V30H262V33ZM260 33V35H262L263 36V34H261V31H257V34H259ZM242 35H247V34H245V33H240V43H241V39H242ZM249 35H251V34H249ZM165 42H167L166 40H165ZM156 44H157V42H155ZM195 43V42H194ZM240 46V44L239 45H237L236 47H239ZM160 47H161V45L160 44H158V50H157V52L158 53H160L159 52V50H160ZM236 47L234 48V49H236ZM232 49V48H231ZM189 56H191V58L193 57V55H191V54H188ZM201 56H203V54H201ZM263 56V55H262ZM212 65H217V64H212ZM212 65H207V66H212ZM203 66H205L206 67V65H203ZM241 86V85H240ZM256 85H254V86H251L252 88H254ZM238 93V92H237ZM262 101V100H261ZM263 104V103H262ZM263 115V114H262ZM260 120H261V118H260ZM261 124V123H260ZM259 124V125H260ZM255 132V131H254Z\"/></svg>",
    "mask_w": 264,
    "mask_h": 264
}]
</instances>
